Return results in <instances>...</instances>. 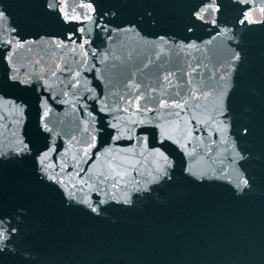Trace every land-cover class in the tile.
I'll return each instance as SVG.
<instances>
[{
  "label": "water",
  "instance_id": "95a60500",
  "mask_svg": "<svg viewBox=\"0 0 264 264\" xmlns=\"http://www.w3.org/2000/svg\"><path fill=\"white\" fill-rule=\"evenodd\" d=\"M83 2L66 0L75 22L65 24L37 22L45 0H0V151H18L46 122L52 174L84 208H34L9 188L0 230L24 224L22 264H264V164L253 166L255 191L234 195L241 144L218 107L221 93L228 111L249 101V147L264 155V24L238 43V23L209 17L189 32L180 9L148 16L135 0H89L93 13ZM242 7L264 20V0ZM162 152L173 180L157 185ZM126 196L131 208L112 203Z\"/></svg>",
  "mask_w": 264,
  "mask_h": 264
},
{
  "label": "snow or ice",
  "instance_id": "6c2138e0",
  "mask_svg": "<svg viewBox=\"0 0 264 264\" xmlns=\"http://www.w3.org/2000/svg\"><path fill=\"white\" fill-rule=\"evenodd\" d=\"M135 3L136 6L144 7L148 16L154 15L153 9H180V18L189 32L201 26V23H209V17H213L212 23H215L217 19L223 21L226 25L232 23L235 26L238 23L243 26L241 28L242 35L238 43H243L245 39L243 33L253 31V29L248 28L249 24H264V20L253 19L246 8L242 7L248 3V0H178V2L177 0H135ZM45 5L46 10L43 13L45 19L38 20V23L71 24L75 22L66 11V0H45ZM79 7H86L94 13L100 5H94V2L85 0ZM106 10L111 11L114 16L118 15L117 5H113L112 8ZM231 16H234V20L230 21L229 17ZM257 38L264 40V31ZM241 52H244L243 48H241ZM234 60L237 63V67H239L245 63L246 54H234ZM9 80L11 81V86L22 83L15 76L9 77ZM188 83L190 84L191 81H188ZM260 100L264 103V94L260 95ZM236 104L237 109L235 111H228V109L233 108V102L229 96L224 95V93L220 94L218 107L221 115L226 117L230 124L226 123L225 120H220L219 124L224 125L223 131L225 132L229 130L230 126L241 144L240 150L236 152L233 159L244 171L243 173H238L235 178L236 183L233 194L244 199L255 191L256 182L253 166L264 164V155L249 147L256 136V125L252 118L245 116V113L251 112V108L240 111L244 105L249 104V101L241 96L236 101ZM52 131V128L48 127L46 122L38 120L34 129L33 140H29L27 143L21 142L22 146L18 151L15 149L9 152L0 151V210L3 208L4 198L10 188L11 193L16 198L28 202L34 208H51L58 200L66 211H84V208L74 209L73 201L75 198L73 194L67 188L61 187L63 181L59 179L58 175L52 174L53 166L49 163L52 149L48 143ZM158 163L159 167L155 169L157 175L153 178V183L159 185L161 182L172 181L173 173L171 169L173 165L163 152L160 154ZM189 175L195 180L202 182L200 174L190 172ZM9 177L10 185L7 183V178ZM141 191L150 195L148 187L143 188ZM152 191H155V188ZM139 194L137 192V195ZM75 203L84 205L87 209L85 215L91 219H95L101 214L91 202L80 200L75 201ZM112 203L125 206L124 210L131 208L133 205V201L127 196L122 200H113ZM2 220L3 216L0 215V221ZM16 227L18 234L15 236L12 235L11 229L0 230V264H22L18 254L25 239L26 230L23 223Z\"/></svg>",
  "mask_w": 264,
  "mask_h": 264
}]
</instances>
